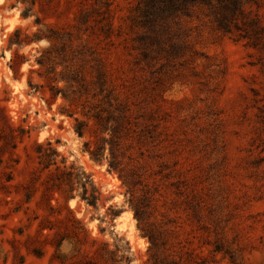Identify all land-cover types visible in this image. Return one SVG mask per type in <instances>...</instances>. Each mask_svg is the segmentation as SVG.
<instances>
[{
	"label": "rangeland",
	"instance_id": "1",
	"mask_svg": "<svg viewBox=\"0 0 264 264\" xmlns=\"http://www.w3.org/2000/svg\"><path fill=\"white\" fill-rule=\"evenodd\" d=\"M138 2L4 0L0 4V125H5V114L14 124L31 128V137L18 150L0 152L5 158L0 183L6 179L5 171L13 175L15 197L8 204L0 202V264H40V257L33 250L29 255L24 247L25 233H37L40 222L48 220L64 227L56 218L59 211L52 213L48 207L45 186L26 203L33 177H47V172L39 171L34 155L36 140L56 146L61 166L84 167L103 192L97 206L79 194L68 206L83 220L90 236L107 247L76 248L66 241L73 255L65 264H99L103 260L91 255L108 249L129 255L135 264L143 240L139 222L115 195L124 187L118 172L108 170L107 159H92L85 148L86 141L96 146L100 132L80 136L74 129L75 117L61 112V106L78 111L82 106L62 96L51 105L46 100L50 91L37 59L52 41L35 40L43 34L58 35L56 43L67 39L76 47L102 54L110 84L139 116L135 129L141 137L131 133L117 152L133 187L144 185L145 179L152 181L153 187L144 185L147 192L141 205L161 188L173 197V215L156 230L162 241L159 258L165 261L176 252L189 259L188 264L197 260L214 264L215 256L230 251L228 264H235L233 257L238 264H264V30L259 46H252L206 22L197 36L199 54L194 58L187 54L147 63L133 46L137 31L132 17ZM81 14H86L84 20ZM18 28L29 42L11 43ZM76 116L83 117L80 112ZM109 148L107 142L108 155ZM133 160L136 163L129 167ZM60 202L57 210L64 216L68 210L63 198ZM52 204L58 206L55 200ZM16 206L20 212L10 214ZM114 209H122V214L115 215ZM173 221L191 228L192 241L205 250L202 256L194 258L189 243L175 242ZM52 250L53 246H45V251ZM149 260L154 264L151 256Z\"/></svg>",
	"mask_w": 264,
	"mask_h": 264
},
{
	"label": "trees",
	"instance_id": "2",
	"mask_svg": "<svg viewBox=\"0 0 264 264\" xmlns=\"http://www.w3.org/2000/svg\"><path fill=\"white\" fill-rule=\"evenodd\" d=\"M240 5L241 0H139L132 17V27L137 31L133 46L139 51L140 59L147 63L158 58L171 59L187 54L194 58L199 54L196 46L197 36L201 34L202 26L206 22H209L216 31L235 39H245L252 46H259L264 27L258 20L248 21L244 26L235 24ZM85 16L86 14H81V20H84ZM195 20L199 24H194ZM21 34L22 29L18 28L15 32L16 39L11 40V43L21 45L29 42L22 39ZM45 37L52 41V44L41 50L42 54L37 61L41 66L40 74L50 91V97L46 98L48 104L51 105L58 96H62L70 104L81 105L79 111L61 106V112L75 117L74 129L80 136H85L87 132H100L95 147L91 146V141L85 142V148L92 159L98 162L107 159L108 170L118 172L120 177L121 174L128 176L117 152V146L131 133L135 132L136 138L141 137V131L135 129L139 125L135 118L139 116L134 114L128 99L121 98L110 84L111 77L106 58L96 49L83 50L79 45L76 47L69 43L67 39H60L56 43L58 35H36L35 40ZM15 55L18 56L19 53L16 52ZM12 67L15 70L13 65ZM29 82L30 86H33V83ZM61 82L63 85H60ZM77 112L83 117L76 116ZM4 120L5 125H0V152L6 149L16 151L20 148V143L31 137V128L14 124L5 114ZM107 142L110 143L109 155ZM32 148L38 159L39 171L47 172V177L44 180H41V175L38 174L35 179L33 177L26 193V203L29 204L33 200L40 186H45L47 192L45 191L43 195L48 198V207L52 213L59 211L56 218L64 224V227H60L52 221H43L38 225L37 232L50 236L52 242L47 245L53 247L64 241L76 248L86 244L107 247V243L90 236L83 220L68 206L69 200L77 194L91 205L99 204L103 192L93 175L84 167L75 164L61 166L57 159L60 153L51 142L36 140ZM4 162L5 158L0 157V167ZM4 174L6 179L0 183V202L8 204L15 199L12 189L14 177L6 171ZM61 198L65 200V207L68 210L64 216L61 210H57L61 205ZM54 200L58 206L52 204ZM20 210L18 206L13 207L10 214L19 213ZM38 251L40 250L33 249L35 254ZM91 256L101 258L103 262L99 264H124L125 260L127 264H131L132 261L129 255L119 254L110 249L104 253L95 251ZM151 259L154 260V264H188L189 260L184 259L181 253L173 252L169 254V258L162 261L158 256V249L157 255L153 253ZM196 264L205 263L197 260Z\"/></svg>",
	"mask_w": 264,
	"mask_h": 264
},
{
	"label": "clouds",
	"instance_id": "3",
	"mask_svg": "<svg viewBox=\"0 0 264 264\" xmlns=\"http://www.w3.org/2000/svg\"><path fill=\"white\" fill-rule=\"evenodd\" d=\"M2 3H4V0H0V4ZM236 15L235 24L237 25L244 26L248 21L258 20L260 25L264 26V0H241V5ZM201 19L203 20L204 18L201 17ZM233 31L235 32V28ZM211 162L210 160L209 163ZM135 163L136 161L133 160L128 166L132 167ZM140 163H143V161H140ZM121 179L124 187L119 188L115 195L119 197L124 208L131 212L135 220L139 222L140 233L143 236L139 249V257L135 261V264H145V262L151 264L149 257L161 247L162 243L161 237L156 230L158 226L164 224L173 215L171 209L173 197L169 192H165L161 188L160 192L154 195L151 200L148 199L147 204L141 205L140 201L145 198V193L147 192V188L144 185L153 187L152 181L145 179L144 185L133 187L126 174H121ZM113 211L117 216L122 214V209H114ZM181 224H183V221H181ZM170 227L174 229L175 242L180 246H184L185 242L189 243L190 247L188 250L193 251L194 258L195 256H202L204 254L205 250L199 247L197 242L192 241V235H190L192 230L186 224H183V227H179L173 221ZM25 241L24 247L27 249L29 255L32 254L33 249L40 250L36 253L40 257V264H63L64 261H67L73 255L72 249L65 246L66 241L59 244V246H54L50 253L45 251V245L52 241L50 236L45 235L43 232H37L33 235L25 233ZM231 255L232 253L229 251L227 254L215 256L214 264H228V256ZM234 260L235 257H233Z\"/></svg>",
	"mask_w": 264,
	"mask_h": 264
}]
</instances>
